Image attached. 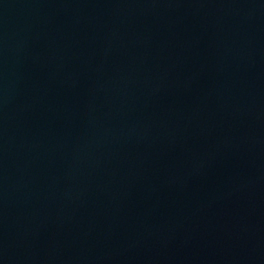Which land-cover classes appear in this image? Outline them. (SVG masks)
Returning a JSON list of instances; mask_svg holds the SVG:
<instances>
[{
  "label": "water",
  "instance_id": "95a60500",
  "mask_svg": "<svg viewBox=\"0 0 264 264\" xmlns=\"http://www.w3.org/2000/svg\"><path fill=\"white\" fill-rule=\"evenodd\" d=\"M0 264H264V0H0Z\"/></svg>",
  "mask_w": 264,
  "mask_h": 264
}]
</instances>
